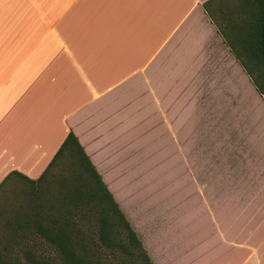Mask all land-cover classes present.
<instances>
[{
	"label": "crops",
	"instance_id": "crops-1",
	"mask_svg": "<svg viewBox=\"0 0 264 264\" xmlns=\"http://www.w3.org/2000/svg\"><path fill=\"white\" fill-rule=\"evenodd\" d=\"M205 1L0 0V181L73 133L153 264H264V93ZM210 92L216 193L126 190L142 150L190 148Z\"/></svg>",
	"mask_w": 264,
	"mask_h": 264
},
{
	"label": "trees",
	"instance_id": "trees-1",
	"mask_svg": "<svg viewBox=\"0 0 264 264\" xmlns=\"http://www.w3.org/2000/svg\"><path fill=\"white\" fill-rule=\"evenodd\" d=\"M203 8L263 94L264 0H207ZM8 181L20 187L0 207V264H153L73 133L40 177L12 171L0 187Z\"/></svg>",
	"mask_w": 264,
	"mask_h": 264
},
{
	"label": "rangeland",
	"instance_id": "rangeland-1",
	"mask_svg": "<svg viewBox=\"0 0 264 264\" xmlns=\"http://www.w3.org/2000/svg\"><path fill=\"white\" fill-rule=\"evenodd\" d=\"M194 102L190 103V107ZM198 106L202 108L192 120L189 133L185 135L188 136L187 147L190 148L186 147L188 150H182L181 153L179 148H175L174 142L175 147L171 151L159 145L157 148L142 150L140 166L135 167V174L139 175L133 182L125 183L126 190H183V194L187 196L182 200L192 204H198L200 198L191 192L204 190L216 193V93L210 92ZM201 113L204 114L203 119ZM19 187L20 183L17 181L5 182L0 187V207L12 202L4 203V200H10Z\"/></svg>",
	"mask_w": 264,
	"mask_h": 264
}]
</instances>
